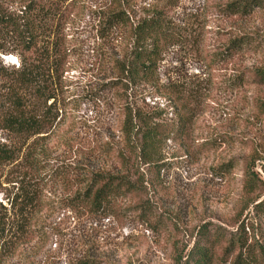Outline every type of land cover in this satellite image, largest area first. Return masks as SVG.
<instances>
[{
    "label": "rangeland",
    "instance_id": "rangeland-1",
    "mask_svg": "<svg viewBox=\"0 0 264 264\" xmlns=\"http://www.w3.org/2000/svg\"><path fill=\"white\" fill-rule=\"evenodd\" d=\"M27 1L0 7L19 14ZM236 1L134 0L130 21L158 13L172 41L157 83L126 87L113 61L130 46L128 30H102L112 1L66 0L56 22L68 57L55 127L31 138L0 131V144L19 152L0 166V205L9 210L19 182L35 201L25 224L7 231L0 264H194L187 256L202 226L223 236L209 264H264L263 213L254 209L264 197V85L250 76L264 68V10L227 12ZM242 37V50L226 53ZM0 46L14 48L8 39ZM18 66L15 53H0V115ZM127 111L154 123L186 114L185 134L161 144L155 166L140 164L136 193L112 210L70 205L91 173L136 171L116 158L128 154Z\"/></svg>",
    "mask_w": 264,
    "mask_h": 264
},
{
    "label": "trees",
    "instance_id": "trees-1",
    "mask_svg": "<svg viewBox=\"0 0 264 264\" xmlns=\"http://www.w3.org/2000/svg\"><path fill=\"white\" fill-rule=\"evenodd\" d=\"M111 1L107 12L102 14V30L127 29L130 41L129 48L113 61L117 77L126 87L139 84L153 86L157 83V69L162 54L172 41L163 17L152 13L132 23L126 8L134 0ZM65 2L66 0H28L19 9V14L7 12L0 7V41L6 42L8 39L14 47L5 51L0 46V53L10 51L19 59L18 68L11 73L7 108L0 115V131L15 137L31 138L44 135L55 127L58 118L56 105L63 88L68 57L65 38L59 29L56 30V22L60 21L57 18L63 14ZM262 8L264 10V0H238L227 6V12L248 16L255 9ZM247 38L232 41L226 53L241 51ZM250 76L257 84L264 85V68L253 70ZM186 121V114H181L173 121L154 123L149 116L140 113L132 116L127 111L124 125L128 127V154L124 156L119 152L116 158L125 168L136 171L132 174L121 171L91 173L83 191L69 198L70 205L99 213L112 210L119 200L136 193V185L131 178L139 173L140 164L155 166L161 144L184 136ZM18 153L15 149L0 144V166L13 163L18 158ZM31 161L34 162L33 159ZM248 175L245 190L253 185H249L248 182L252 179L248 181ZM23 184L19 182L17 192L8 204L9 210L0 205V210L8 211L11 216L6 218L0 214V249L6 246L7 231L14 224L22 227L28 210L35 204L32 187ZM254 209L263 213L264 222V197ZM222 240L223 236L211 235L208 227L202 226L188 253V261L209 264L213 250Z\"/></svg>",
    "mask_w": 264,
    "mask_h": 264
}]
</instances>
